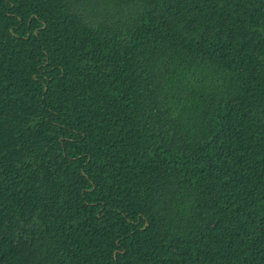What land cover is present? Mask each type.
<instances>
[{
  "label": "trees",
  "instance_id": "obj_1",
  "mask_svg": "<svg viewBox=\"0 0 264 264\" xmlns=\"http://www.w3.org/2000/svg\"><path fill=\"white\" fill-rule=\"evenodd\" d=\"M0 264H264V0H0Z\"/></svg>",
  "mask_w": 264,
  "mask_h": 264
}]
</instances>
